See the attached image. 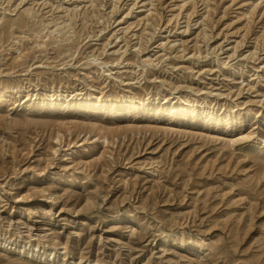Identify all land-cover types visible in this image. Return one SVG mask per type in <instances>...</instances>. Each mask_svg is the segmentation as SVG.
<instances>
[{
	"label": "rangeland",
	"instance_id": "obj_1",
	"mask_svg": "<svg viewBox=\"0 0 264 264\" xmlns=\"http://www.w3.org/2000/svg\"><path fill=\"white\" fill-rule=\"evenodd\" d=\"M0 264H264V0H0Z\"/></svg>",
	"mask_w": 264,
	"mask_h": 264
}]
</instances>
